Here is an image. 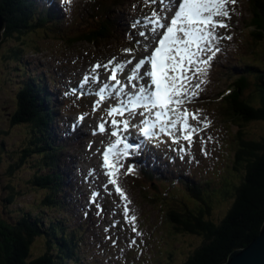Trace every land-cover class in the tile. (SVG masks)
Here are the masks:
<instances>
[{
    "label": "trees",
    "instance_id": "obj_1",
    "mask_svg": "<svg viewBox=\"0 0 264 264\" xmlns=\"http://www.w3.org/2000/svg\"><path fill=\"white\" fill-rule=\"evenodd\" d=\"M246 1L250 13L247 19L250 37L261 32L264 40V0ZM130 3L131 0H82L78 7L80 18L74 17L80 26H74L72 36L62 41L66 43L69 40V47H74L82 42L98 46L120 39L123 36L120 21ZM46 8L41 9L35 0H0V13L7 20L0 56L16 64L14 70L21 78L16 82L14 77L6 74L8 83L15 84V107H18L13 110L12 122L23 125L27 130L26 139L13 147L11 153H6L10 154L7 160L4 156L6 149H0V163L4 160L7 163L8 175L21 167H33L28 185L44 191L36 208L30 205L29 209H21L16 217L3 218L5 222L0 220V264H102L101 259L92 261L87 254L85 238L90 231L89 220L82 219L70 225V216L54 217L39 211V207L59 212L69 209V204L62 199L66 188L62 158L67 145L64 140L56 141V133L51 126L60 122V115L48 108L45 102V96L51 99L53 95L40 84L44 76L24 77L28 73L24 61L27 50L33 46H36V51L41 50L33 33L41 29L50 37L51 30L56 34L63 31L53 29L58 11L52 12L55 8L46 11ZM8 41L14 43L8 46ZM263 61L246 62L245 70L231 80L229 91L216 98L222 120L230 124L231 129L238 127L232 135V146L229 147L232 151L229 153L233 157V170L239 172L235 174L239 182L233 181L228 174H220L219 170L210 172L213 177L201 182L183 173V179L177 182L183 187L173 188L177 184L173 183L175 194L168 199L158 194L161 182H168L165 174L173 175V179L178 174L166 167L160 173L153 167L152 170L143 168L140 175L135 174L134 182L138 190L157 206L158 203L161 205L169 226L177 233L202 237V242L184 264H223L234 250L247 246L261 232L264 224V136L252 133L248 126L253 121H264ZM253 64H256L255 68ZM252 86L256 90L252 95L256 94L253 97L258 99L257 103L244 95L245 90ZM217 181L221 182V187L217 186ZM151 187L156 193L148 192ZM8 188L11 194L6 202L10 203L18 192V186L10 183ZM181 194L186 201H191L186 203L191 206L178 211L179 204H183ZM229 197L232 203L228 201ZM220 201L229 202V208L219 217L216 208ZM37 238L45 242V250L38 256L31 249Z\"/></svg>",
    "mask_w": 264,
    "mask_h": 264
},
{
    "label": "rangeland",
    "instance_id": "obj_2",
    "mask_svg": "<svg viewBox=\"0 0 264 264\" xmlns=\"http://www.w3.org/2000/svg\"><path fill=\"white\" fill-rule=\"evenodd\" d=\"M66 5V8L77 11V15L73 12L71 19L62 20L59 25L66 30L67 38L70 37L71 33L68 30L69 27L73 24L75 26H80L77 21L74 19L78 16V7L79 0H71V2H62ZM163 5L160 4H145V0H131V5L129 9L124 13V23L127 24L124 27V31L135 33L139 30L144 29L141 24L137 26L136 29H132L130 26L135 20L142 19L144 17L150 16L153 10L162 12ZM156 8V9H154ZM236 11L239 13L233 14L231 23L234 25L230 30L226 32L223 30V34L233 35L231 41L224 40L222 44L224 49L221 47L222 51H227L226 55L222 58L221 53L218 54L217 58L212 63V72H209V83L206 85L205 91L201 92L199 100L193 102L191 105L196 103L201 104L198 108L202 109L201 118L208 117L212 121V126L208 129L205 136L211 135L215 139L208 144L209 155L204 156L201 151V145L199 139H197L194 146L189 149L187 154L180 153L175 149L178 145H175L171 142L166 141L162 138L161 141H157L154 144V151L152 156H156L159 160H164L165 158H172L171 163H174L176 160L180 159V162L187 164L191 167L190 173L195 179H198V182H201L203 179L209 180L213 176L210 174L215 173V170H219L220 174H228L229 178H233V181L239 182L240 179L235 176L239 173L233 170L232 156H230L229 147L230 143L233 141L232 135L237 131L238 127L234 126L230 128V124L222 120L220 112L218 110V105L216 103V98L220 95L221 91L228 89L229 76L227 74H233L234 72H242L246 67V62L250 63L253 61L264 60V40L262 34L259 33L255 37H250V32L248 30L247 19L250 16L249 8L246 0H239L238 5L236 6ZM71 13L69 14V17ZM75 17V18H74ZM78 19V17H77ZM74 20V21H73ZM66 24H65V23ZM64 23V24H63ZM34 36L38 39V45L40 51H36V46L28 49L24 61L27 64V71L29 75H40L45 74L46 80L54 79L63 75L65 82L64 86L67 87V90L62 93L63 98H68L65 102L67 103H57V110L61 113L60 108L66 110V113H62V116L66 119L67 124L65 125L64 134L66 136L71 134V131L75 129L74 123L72 120L78 118L81 114L85 115V120L83 126L84 136H80L82 139L83 146H79L78 152L85 151V153L80 152L79 157L82 155L85 156L86 161L80 162L79 166L74 167L75 172H69L68 174L74 181L78 182L77 175L81 170V166L87 167L86 171L89 172V177L85 176L84 182H82V187L85 189L86 193L94 192L95 190L100 191L99 198L96 195H92L89 198L91 205H96L99 207L101 212L103 204V196L107 195L109 201V211L104 218L94 219V229L91 228L90 236L85 238V246L87 249V254L92 261L94 259H101L102 264H184L188 256L193 252V250L200 245L202 242V237L196 234H185L177 233L178 231L172 226H169L168 219L165 218V211L158 206L154 201L150 200L151 198L146 197V194L138 190V185L134 182V177L141 174V170L137 164L132 161L128 165L124 166V169H127L131 165H135V171L127 174L120 175V183L127 190L128 195L130 196L133 204L130 205L132 209V214L138 215V227L143 232V237H140L131 231V223L125 220L123 216V205L119 206L120 198L114 192L112 185L107 183V175H105L101 169L102 165V156L101 152L106 146H103L99 149L97 143H102L101 137L107 136L106 134L93 135V129L96 128L99 119L105 113L106 105L102 104L98 112H92L93 102L96 100V95L91 96V88L87 86V90H81L80 86L78 87V81L88 73L91 69V66L94 65L97 61L101 63L107 62L108 59L112 57H117V54L122 52L125 48H135V40L141 39L136 36L135 38L125 39H116L108 41L105 44L95 46L91 43L82 42L76 44L74 47H69V40L64 43L62 40L63 35L56 34L51 31L50 37L43 32V30H38L33 33ZM264 37V36H263ZM262 38V39H261ZM5 41V39H4ZM5 43V42H4ZM14 42L8 41L7 45L11 46ZM32 44V42H31ZM3 47V43L0 47ZM142 49V48H141ZM140 49V51H141ZM117 51V52H116ZM3 52V51H2ZM116 52V53H115ZM139 52V51H138ZM137 55V53H136ZM222 59L223 64L219 65L217 60ZM28 60H31L32 63H28ZM10 60L4 59L3 56H0V144L3 143L0 149H6L7 152H4L6 160L8 155L6 153H11L13 147L16 148V145L23 142L26 139L27 130L21 124H12L13 110L18 108L15 107L16 95L15 84L8 83L6 74L9 73L14 77L17 82L20 78L19 74L12 70L15 69L16 64L14 62H9ZM75 61V63H73ZM264 62V61H263ZM264 68V63H263ZM27 73V74H28ZM226 73V74H224ZM26 77H29V75ZM103 80L107 79V73L103 70L100 73ZM73 82V85L69 84ZM92 84H95L93 81ZM59 85V84H57ZM53 90H56V85L52 84ZM98 87V86H95ZM73 89L77 90L76 94H73ZM83 91L85 95L83 97L79 96V92ZM255 87L252 86L248 90H245L244 95L249 99H252L253 102L257 103L258 99L254 98L252 95L255 92ZM109 106L116 103L113 101H108ZM108 106V107H109ZM107 107V108H108ZM217 110V112H216ZM70 111V112H67ZM216 112V113H215ZM217 120L218 125H214L213 121ZM79 123H81L79 121ZM248 130L252 133L260 134L264 136V121H253L249 124ZM84 137V138H83ZM61 139V136L59 137ZM112 138L105 141V144L111 141ZM171 141V140H170ZM81 143V142H80ZM160 143L163 144L162 151L160 153L156 152V146ZM182 144L184 142H181ZM81 145V144H80ZM91 145V147H89ZM75 150V152H73ZM77 148L65 149L64 155L65 158L62 161V168L67 173V156L76 153ZM142 152L139 154V159L141 160ZM183 156V159H181ZM194 157V158H193ZM234 160V159H233ZM86 165V166H85ZM71 166V164H69ZM73 168V169H74ZM7 163L5 160L0 163V220L5 222L4 219H12L18 215L21 209H28L31 207L36 208L38 200L44 195V191L39 189L32 188L28 185V179L33 173V167H21L18 168L14 174H7ZM210 169H214L211 171ZM71 171V170H70ZM123 172V169L121 170ZM13 175V176H11ZM83 176V173H82ZM239 176V175H237ZM65 177V174L63 178ZM222 178V177H221ZM201 179V180H200ZM224 179V177H223ZM79 180L78 183H80ZM217 186L221 187V182ZM10 183H14L18 186V192L14 196L12 202H6V199L11 194V190L8 188ZM161 189H159L158 194L161 196H166L169 199L171 194H175L173 188H182L181 184L171 183V179L168 182H161ZM172 184V185H171ZM171 185V186H170ZM173 186V188H172ZM149 188V187H148ZM170 188L169 191H167ZM66 193L69 192V189L66 187L64 190ZM148 192L156 193V190L151 187L148 189ZM74 196H78V192H74ZM151 196L156 197L155 194ZM178 193V191H176ZM182 193V192H181ZM71 196H69L70 198ZM97 198V200H96ZM183 204H179L177 210L182 211L185 207L189 208L191 204H186L187 202L191 203L190 200H185V196L180 195ZM77 199V198H76ZM78 200V199H77ZM79 201V200H78ZM95 201V203H93ZM228 201L232 203V198L229 197ZM160 202V201H159ZM185 203V204H184ZM219 206L216 210L219 212L217 216H221L229 208V202L220 201ZM162 206L165 207L163 204ZM114 210L115 212H112ZM39 211H44L48 215L54 217H62L66 215L68 217V211L63 210L64 212L57 211L54 209L51 211L47 208L42 209L39 207ZM4 218V219H3ZM115 224V226H113ZM107 230V231H106ZM166 234V236H164ZM111 236L113 240H117V244L113 246L112 240L106 239V237ZM135 239L137 244L134 247L129 246V240ZM94 248H97L94 250ZM31 249L36 256L41 254L45 250V242L42 238H37L32 244ZM100 253L102 258H99L96 253ZM173 253V256H172ZM158 254H161L159 256ZM158 257H161L158 258Z\"/></svg>",
    "mask_w": 264,
    "mask_h": 264
},
{
    "label": "snow or ice",
    "instance_id": "obj_3",
    "mask_svg": "<svg viewBox=\"0 0 264 264\" xmlns=\"http://www.w3.org/2000/svg\"><path fill=\"white\" fill-rule=\"evenodd\" d=\"M62 2L70 3L71 0ZM156 2L145 0L146 5ZM159 2L164 10H153L150 16L145 17L147 24L144 29L128 34L130 39L136 36L142 38L135 40V48L122 50L129 58L118 61L117 57H112L104 63L97 61L83 76L80 85L83 88L93 81L102 84L94 93L98 99L93 102L92 112H98L104 101L116 100L107 108L106 115L100 117L93 135L105 133L108 131L106 125L111 126L110 135L115 140L100 153L102 168L109 178L107 183L113 186L123 203V216L131 223V231L140 237H143V232L138 227V215L132 214L130 207L133 201L119 179L122 174L134 172L136 166L124 169L122 161L129 155V149L135 146L137 150H142L161 136L171 138L172 143L178 145L175 150L184 154L199 139L201 153L209 155L207 146L215 138L204 133L212 126V121L206 116L201 118L202 109L188 106L199 100L201 92L210 82L209 70L222 51L220 42L233 39V35L221 34L219 29L230 30L234 26L231 23L233 14L239 15L236 11L239 0ZM139 24L140 20H135L130 27L136 29ZM141 48L144 54L137 59L136 53ZM101 69L109 74L103 82ZM76 93L77 90L73 89V94ZM84 95L83 91L79 92L80 97ZM138 116L141 118L139 122L132 124ZM77 119L82 122L85 115L81 114ZM132 127L143 137L135 145L121 134ZM106 239L112 240L113 246L117 244L111 236ZM136 244L135 239L129 240L130 247ZM257 250L264 252V237L253 241L249 248L235 252L232 264H250L251 254Z\"/></svg>",
    "mask_w": 264,
    "mask_h": 264
},
{
    "label": "bare ground",
    "instance_id": "obj_4",
    "mask_svg": "<svg viewBox=\"0 0 264 264\" xmlns=\"http://www.w3.org/2000/svg\"><path fill=\"white\" fill-rule=\"evenodd\" d=\"M157 4H159V1H157L156 2ZM164 9H162V11H163ZM61 23V22H60ZM65 23V22H64ZM63 23V24H64ZM140 23L141 24H143L144 26L147 24V21L145 20V17L144 18H142L141 20H140ZM66 24V23H65ZM220 33H222V31H219ZM117 52V51H116ZM115 52V53H116ZM144 53H143V51H140V52H138V54L136 55L137 56V59L141 56V55H143ZM127 58H129L128 56H127V54H125V53H122V52H120V53H118L117 54V59H118V61H122V60H125V59H127ZM109 60V59H108ZM135 62V61H134ZM253 66H254V68H255V66H256V64H253ZM131 66H129V68H130ZM19 70V69H18ZM17 71V70H16ZM90 71V70H89ZM100 71V73L103 71V69H101V70H99ZM23 72V71H22ZM29 75V73L27 74V76ZM107 75H109L108 73H107ZM14 79V78H13ZM231 88V86H230V84H228V89H230ZM84 90H87V88H83ZM47 93V92H46ZM112 99H115V98H112ZM106 111H107V108H105V113H104V115H106ZM216 113V112H215ZM54 117V116H53ZM52 117V118H53ZM55 121V120H54ZM73 121V123H74V125H75V129L73 130V131H71V134L73 135V136H76V137H80V136H84L85 135V132H83V126H84V122H81V123H79V121H78V119L76 118V119H74V120H72ZM215 121L217 122V120H214V123H215ZM110 133H111V130L109 129L108 130V132H107V136H105V137H101V139H102V141H103V143L105 142V141H107V139L109 138V137H111V135H110ZM101 133H98L97 135H100ZM84 138V137H83ZM74 141H75V144H74V147L76 146V145H78L80 142V144L76 147L77 148V150H76V153L74 154V156H73V159H72V162H71V166L72 167H76V166H79L78 164H80V162L82 163V162H85L86 161V159H85V156L83 155H81L80 157H79V154H80V152H82V151H80V152H78V149H80L79 148V146H83V142H82V139L81 140H79V141H76L75 139H74ZM103 143H97V146H99V149L101 148V147H103L104 145H103ZM68 147V146H67ZM82 153H85V155H86V153L87 152H85V151H83ZM76 163H78L77 165H76ZM76 165V166H75ZM83 173V176H82V182H84V179H85V170L82 172ZM104 173V172H103ZM81 177V175L80 174H78L77 175V178H80ZM77 192L79 193L78 195H82V196H84V197H87V193H86V191H85V189L82 187V185L80 186V187H77ZM81 197V196H80ZM123 205V203H122V201L120 200L119 201V206H122ZM264 225V224H263ZM263 227V226H262ZM262 230V229H261Z\"/></svg>",
    "mask_w": 264,
    "mask_h": 264
},
{
    "label": "water",
    "instance_id": "obj_5",
    "mask_svg": "<svg viewBox=\"0 0 264 264\" xmlns=\"http://www.w3.org/2000/svg\"><path fill=\"white\" fill-rule=\"evenodd\" d=\"M7 27V21L6 19L3 17V15L0 13V46L5 38V29ZM261 237H264V225L262 227V230L260 232V234L253 239V241L260 239ZM253 241L251 243H249L247 246L242 247V248H238L236 250H234L230 255L229 258L227 259V261L223 264H232L233 261V254L239 250H243V249H247L250 247V245H252ZM250 264H264V252H261L259 250L253 252L251 254V258H250Z\"/></svg>",
    "mask_w": 264,
    "mask_h": 264
},
{
    "label": "clouds",
    "instance_id": "obj_6",
    "mask_svg": "<svg viewBox=\"0 0 264 264\" xmlns=\"http://www.w3.org/2000/svg\"><path fill=\"white\" fill-rule=\"evenodd\" d=\"M5 36H6V35H5ZM4 39H5V38H4ZM3 42H4V40H3ZM3 42H2V43H3ZM1 45H2V44H1ZM0 47H1V46H0Z\"/></svg>",
    "mask_w": 264,
    "mask_h": 264
}]
</instances>
